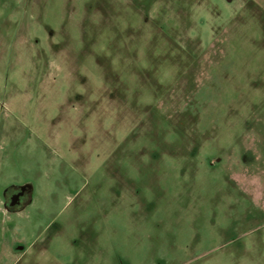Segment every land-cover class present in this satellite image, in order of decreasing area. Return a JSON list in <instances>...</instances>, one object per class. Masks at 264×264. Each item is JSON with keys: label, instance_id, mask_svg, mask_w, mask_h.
<instances>
[{"label": "rangeland", "instance_id": "obj_1", "mask_svg": "<svg viewBox=\"0 0 264 264\" xmlns=\"http://www.w3.org/2000/svg\"><path fill=\"white\" fill-rule=\"evenodd\" d=\"M21 184L16 264H264V0H0Z\"/></svg>", "mask_w": 264, "mask_h": 264}, {"label": "crops", "instance_id": "obj_2", "mask_svg": "<svg viewBox=\"0 0 264 264\" xmlns=\"http://www.w3.org/2000/svg\"><path fill=\"white\" fill-rule=\"evenodd\" d=\"M20 186L24 187L27 186L28 188H30V186L28 184H21ZM8 188V187H7ZM6 189V187L4 188H0V213L4 216L7 217L12 213L15 214H22L24 212V210H26L27 208L25 207H29L28 205L30 204V202L24 206L23 208L19 209V210H10L5 206L4 203V199H3V191ZM0 231L2 232H6V228L5 226H3ZM31 247H33V243L30 244ZM30 247V246H29ZM29 247L27 248H21V247H17V245L13 246H7L4 245L2 243V241H0V264L4 263V264H16L18 262V260H20V258L28 251Z\"/></svg>", "mask_w": 264, "mask_h": 264}, {"label": "flooded vegetation", "instance_id": "obj_3", "mask_svg": "<svg viewBox=\"0 0 264 264\" xmlns=\"http://www.w3.org/2000/svg\"><path fill=\"white\" fill-rule=\"evenodd\" d=\"M5 206L10 210H19L30 199V188L27 186L8 187L3 191Z\"/></svg>", "mask_w": 264, "mask_h": 264}, {"label": "trees", "instance_id": "obj_4", "mask_svg": "<svg viewBox=\"0 0 264 264\" xmlns=\"http://www.w3.org/2000/svg\"><path fill=\"white\" fill-rule=\"evenodd\" d=\"M30 202V199L25 203V205L24 206H26L28 203Z\"/></svg>", "mask_w": 264, "mask_h": 264}]
</instances>
